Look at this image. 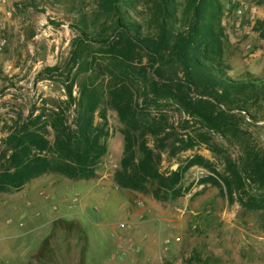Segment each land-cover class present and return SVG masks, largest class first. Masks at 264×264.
<instances>
[{"label": "rangeland", "instance_id": "rangeland-1", "mask_svg": "<svg viewBox=\"0 0 264 264\" xmlns=\"http://www.w3.org/2000/svg\"><path fill=\"white\" fill-rule=\"evenodd\" d=\"M177 1L180 20L187 0ZM97 2L0 3V35L7 39L0 50V152L16 123L65 107V86L78 98L83 83L102 92L94 126L106 146L90 178L44 171L0 191V264H264V189L246 181L230 196L222 182L229 165L239 163L245 143L264 150V99L250 107L254 119L241 112L237 135L209 129L171 100H159L158 108L140 106L164 127L162 133L156 127L154 134L131 131L107 96L110 76L102 65L109 66L99 45L87 51L92 66L71 62L79 20L93 29ZM133 2L124 6V15L144 24L146 0ZM218 4L225 74L264 81V0ZM103 20L109 15L101 13L94 28ZM47 66L57 69L48 72ZM73 108L66 109L69 119ZM42 130L53 138L51 128ZM127 133L136 159L143 140L157 154L161 189L118 183ZM4 163L0 156V167Z\"/></svg>", "mask_w": 264, "mask_h": 264}, {"label": "trees", "instance_id": "trees-1", "mask_svg": "<svg viewBox=\"0 0 264 264\" xmlns=\"http://www.w3.org/2000/svg\"><path fill=\"white\" fill-rule=\"evenodd\" d=\"M146 3L148 17L142 24L124 15V6H132L133 0H98L99 10L93 21L101 13L109 15V20L101 21L97 29L96 23L89 29L91 23L79 20L80 34L71 41L72 64L81 60L85 68L92 66L87 51L90 46L99 45L97 50L109 66L102 65L110 76L107 96L131 131L142 128L154 134L156 127L162 133L164 127L154 117L144 116L140 106L158 108L159 100H171L209 129L240 133L238 118H243L241 112L255 118L250 107L264 99V81L252 76L247 80L234 79L225 74L218 0H187L180 20L177 0H146ZM56 69L45 67L48 72ZM65 87V107L47 108V113L11 128L5 150L0 152L5 159L0 167V191L18 187L44 171L72 179L94 175L95 165L106 151L94 126V113L102 92L91 83H83L79 97L75 98L70 84ZM72 104L73 116L69 119L66 109ZM39 122L42 127H35ZM46 126L52 130L51 140L42 130ZM124 140L118 183L139 190H146L149 184L161 189L165 183L157 168V154L143 140L141 155L136 159L130 134ZM243 153L237 165H229V174L222 179L230 196L234 188L242 187L246 181L264 189V150L245 143Z\"/></svg>", "mask_w": 264, "mask_h": 264}, {"label": "built area", "instance_id": "built-area-1", "mask_svg": "<svg viewBox=\"0 0 264 264\" xmlns=\"http://www.w3.org/2000/svg\"><path fill=\"white\" fill-rule=\"evenodd\" d=\"M2 0H0V3H1ZM6 37L5 36H1L0 35V50L5 46L6 44Z\"/></svg>", "mask_w": 264, "mask_h": 264}]
</instances>
